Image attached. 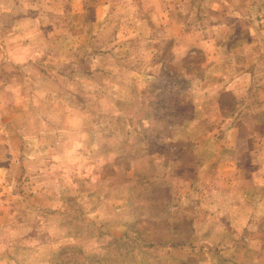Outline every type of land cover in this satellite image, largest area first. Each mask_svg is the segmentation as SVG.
Listing matches in <instances>:
<instances>
[{"label": "rangeland", "instance_id": "rangeland-1", "mask_svg": "<svg viewBox=\"0 0 264 264\" xmlns=\"http://www.w3.org/2000/svg\"><path fill=\"white\" fill-rule=\"evenodd\" d=\"M263 17L0 0V264H264Z\"/></svg>", "mask_w": 264, "mask_h": 264}, {"label": "crops", "instance_id": "crops-1", "mask_svg": "<svg viewBox=\"0 0 264 264\" xmlns=\"http://www.w3.org/2000/svg\"><path fill=\"white\" fill-rule=\"evenodd\" d=\"M170 39H172V38H170ZM197 47L200 48V46H197ZM194 51H197V50L194 48ZM258 69H259V67H258ZM254 73H255V71L253 72V74ZM240 131H241V128H239L238 126H234V127L230 128V129H227L225 131V136H224L225 140L223 142L233 144L234 147H231V148H234V149H231V148H229L227 146L226 147L224 146L222 155L217 157V156H215V154L218 152L217 151L218 150V146L217 145H219V143L221 144V142L218 141V139L216 137H214V133H215L214 128H211V130H208L207 133L208 134H212L213 137H214V139L212 140L213 143L210 144L212 146L211 147L212 148V153L209 156V158L211 156H213V161L218 158V160L220 162H222V163L225 162V163L229 164L230 165L229 170L232 169L231 167H235V169L236 168L239 169L238 166H239V163L241 161V156H239V153H240L241 150L238 151L237 147L239 146L238 143L240 141V139L238 140V138H240L239 137L240 136ZM235 135H237V136H235ZM239 172H240V169H239ZM255 182H257L256 181V177H254V182L251 181V180H248V177L246 175L241 177V181L239 183V185L241 187L245 186V185H247L249 183H253L254 184V188L252 189V191H254V193L252 191H251L252 193L241 192V195L247 196L249 194H256V191H258V190H257V185H256L257 183L255 184ZM260 186H262V185H260ZM242 188L245 189V187H242Z\"/></svg>", "mask_w": 264, "mask_h": 264}, {"label": "built area", "instance_id": "built-area-1", "mask_svg": "<svg viewBox=\"0 0 264 264\" xmlns=\"http://www.w3.org/2000/svg\"><path fill=\"white\" fill-rule=\"evenodd\" d=\"M263 19H264V17H263Z\"/></svg>", "mask_w": 264, "mask_h": 264}]
</instances>
